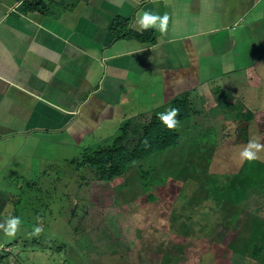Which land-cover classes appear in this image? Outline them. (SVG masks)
<instances>
[{"label":"crops","instance_id":"crops-1","mask_svg":"<svg viewBox=\"0 0 264 264\" xmlns=\"http://www.w3.org/2000/svg\"><path fill=\"white\" fill-rule=\"evenodd\" d=\"M144 11L169 15L166 34L137 30ZM148 79L163 96L132 122L185 94L218 126L246 117L237 141L252 123L264 136V0H0L1 140L95 146Z\"/></svg>","mask_w":264,"mask_h":264},{"label":"rangeland","instance_id":"rangeland-1","mask_svg":"<svg viewBox=\"0 0 264 264\" xmlns=\"http://www.w3.org/2000/svg\"><path fill=\"white\" fill-rule=\"evenodd\" d=\"M148 80L132 87L133 100L125 102L130 116L96 133L101 143H111L124 122L133 124L136 108L153 107L163 96V84ZM262 95L255 102L261 103ZM201 110L194 107L179 123L177 145L133 164L109 183L97 180L96 170L82 163L95 136L82 147H73L66 133L52 140L36 133L27 144L21 138L0 139V224L10 216L22 221L15 238L0 229V256L5 254L10 264H262L264 249L255 259L235 252L231 242L250 213L264 219V152L251 162H242L239 155L250 140L264 144V136L259 137L252 123L241 142L247 133L246 117L237 118L243 125L237 133L216 125L221 119L214 112ZM72 159L77 163L71 164ZM148 172L161 184L143 192ZM260 172L261 178L239 204L243 213L236 221L216 217L220 214L213 198H201L199 186H207L210 177L216 181L234 174L248 183ZM12 194L22 201L15 215ZM173 212L182 217L174 226L189 219L185 226L190 236L170 229ZM38 225L43 233L29 238Z\"/></svg>","mask_w":264,"mask_h":264},{"label":"trees","instance_id":"trees-1","mask_svg":"<svg viewBox=\"0 0 264 264\" xmlns=\"http://www.w3.org/2000/svg\"><path fill=\"white\" fill-rule=\"evenodd\" d=\"M171 108L180 109V114L176 117L179 122L186 120L192 114V107L187 95H179L169 102L168 108L163 112L152 113L150 116L142 117L133 124L129 121L124 122L120 127L119 134L112 138L111 143L108 140L106 143L99 142L93 146L92 150L84 155L82 163L90 165L96 170L97 180L102 183H109L116 177L126 173L133 164L149 159L156 153L166 151L177 145L179 140L178 126L174 130H169L158 118L159 114L166 113ZM69 162L75 164L77 160L72 159ZM144 174H147L146 182L148 181L149 183L146 184L143 192L148 191L149 186L153 185L154 187L161 184L160 181L155 180L152 173ZM255 175L257 177L248 183H246L245 178L239 180L234 177V174H224L222 179H216V181H212L210 177L206 181L207 186H202L204 183L199 186L201 193L203 192L201 198H213L214 207L217 213L219 212L218 214H220H216V217L221 216L220 218L223 217L230 223L236 221L243 213L242 207H239L240 202L244 200L250 188L259 179L261 172L259 175L256 173ZM10 196L9 199L11 202L13 201L12 204L16 209L14 211L15 215L18 213L17 207L22 201L20 197L15 201L13 198L14 194ZM211 209H213V206H211ZM177 219H182V217L178 218L176 213H171L170 229L177 231L178 234L190 236L192 233L185 226L189 219L185 218L184 223H177L179 225L174 226V222ZM212 221H209V223ZM182 228H185V231H189V233H185ZM231 249H234L235 252L249 255L252 258H258L259 253L264 249V219L250 213L242 230L235 234L231 242ZM261 263L264 264V260ZM0 264H10L5 254L0 256Z\"/></svg>","mask_w":264,"mask_h":264},{"label":"clouds","instance_id":"clouds-1","mask_svg":"<svg viewBox=\"0 0 264 264\" xmlns=\"http://www.w3.org/2000/svg\"><path fill=\"white\" fill-rule=\"evenodd\" d=\"M169 15L167 13L159 15L152 11H144L136 21L137 30L146 31L148 28H155L161 34H166L169 24ZM180 114L179 108H171L166 113H161L158 118L169 129L174 130L179 125L176 117ZM264 152V144H260L257 140H250L247 146L239 153L241 161H255L260 159L259 153ZM22 221L20 217H8L3 224H0V229H3L6 236L15 238L16 233ZM42 225L34 226L28 234L29 238L39 237L43 233Z\"/></svg>","mask_w":264,"mask_h":264}]
</instances>
